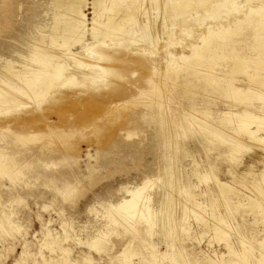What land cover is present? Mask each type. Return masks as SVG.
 Returning a JSON list of instances; mask_svg holds the SVG:
<instances>
[{
	"label": "rangeland",
	"instance_id": "1",
	"mask_svg": "<svg viewBox=\"0 0 264 264\" xmlns=\"http://www.w3.org/2000/svg\"><path fill=\"white\" fill-rule=\"evenodd\" d=\"M158 1H163L165 5L167 3V0H149L148 10L154 17L162 18L166 15L162 8L164 4H159ZM262 1L252 0L253 3ZM48 2L49 0H0V33L10 28L19 34L27 28L34 29L35 25L41 22L45 23ZM238 2L243 4L244 0ZM220 3L214 7L218 10L213 8L207 11V14L205 6L196 5L198 8H194L195 11L192 9V14L185 15L189 19V30L177 26L170 33L163 20L147 26L148 13H142V20L146 23L144 31L149 34L147 37L150 39V51L146 55L145 51L134 50L142 42L137 24L134 28L139 33L140 41L135 39L132 42L128 37L126 41L130 45L129 49L125 48L124 56L121 55L126 59L125 63L120 60L116 63L120 68L125 66L128 70L135 71L134 75L129 71L124 75L109 73L107 80L115 78L118 84L107 85L95 92L93 97L89 95L86 101L81 99L75 103L47 102L43 107L44 111L30 112L29 107V111L17 108L10 112L12 120L7 125L0 126V139L4 138L2 141H9L10 137L22 131L24 140L19 146L25 147L24 151L37 149L48 142H54V147L48 157L50 166L30 159L22 165L26 175L0 172V226L3 224L0 227V264H61L64 256L67 258V264H88L86 262L91 259L93 261L89 264H264V255L261 253L264 244L258 241L262 240L264 235H256L255 231L256 228H261V224L254 219L255 214L249 213L247 208L239 207L238 211L235 208L229 213L230 223L234 222L236 227L226 228L229 229V235L224 238L219 237L215 229L208 224V219L213 214L227 216V209L220 200L215 204L211 203V196L214 195L212 188L214 189L216 183L223 181L235 184L237 174L251 169L252 166L257 171L264 168L260 161L263 149L258 145L249 152H236L240 159L231 161L221 155L233 147L231 141H209L210 129H205V132L202 130L208 126V118L217 117V112L225 108L222 94L213 98V93L208 92L226 87L229 82H216V85L211 86L208 84V78L202 80V75L184 80L169 74V78L165 79L154 71L157 66L158 69L164 68L156 63L155 58L163 51L167 53V50L176 55L175 63L182 66L207 62L206 58H210L211 54L205 53L204 58L193 56L191 43L195 41L196 46L199 43L206 45L197 37L206 31L208 23L218 22L223 15L228 14L225 12L231 11L232 15L237 13L226 7L224 0ZM6 11H9L13 18L3 20L2 14ZM91 12L92 9L87 10L90 20L93 16ZM203 12L204 14H201ZM178 18L179 16L176 20ZM180 19L183 18L173 22L177 23ZM200 20H205V23ZM197 22L203 25L198 26ZM161 29L163 30L160 34L164 39H160L159 44L158 35L153 36ZM73 50L77 51L79 48ZM212 64V71L221 72L219 61ZM231 65L235 67V64ZM236 68L233 71L231 69L234 78L241 76ZM206 69L208 71V68ZM165 71L174 72L173 68ZM155 76L159 80L158 86L154 82ZM157 87L161 89L160 94L154 92ZM164 96L167 99L162 98ZM121 97L126 99V102H121L122 109L118 110L119 105L113 100ZM179 100L185 107L193 105L201 110H208V117L190 116L192 122L186 118L181 119L178 123L181 126V135L176 146L162 144L157 133L149 128L147 121L142 122L144 132L140 131L133 138L125 140L124 132L115 136L125 119L135 121L136 114L150 108V104H160L158 106L165 111L164 116L171 120H180L182 115L179 110L168 109L170 106H176ZM61 114L65 130H41L42 119L56 122ZM33 120L35 124H32ZM33 125L34 128L31 129ZM216 128L233 136L245 137L242 133L236 134L231 126ZM63 141L69 143L71 148L65 150ZM57 146L63 154L56 150ZM17 166L11 164L7 169ZM164 169L172 170L168 181L171 190L161 187V181H153L149 186H145L143 193L150 199L149 204L153 208L159 207L164 195L169 194L167 197L172 203L168 205V209H171L172 217L163 230L166 234L159 223L152 227L146 221H138L133 225L132 222L126 224L109 220L106 208L108 203H117L126 196V188L142 185L147 178L158 176ZM75 171L78 172L79 178L70 180V184L75 186L71 195L60 193L57 190L58 184L48 177L50 173L74 176ZM57 183L61 185L60 182ZM236 184L241 190V184ZM179 186L184 188L180 189ZM174 192L180 194L174 195ZM185 205L189 207L187 210ZM199 211L202 212L201 218L197 217ZM47 229L51 234H47ZM101 230L109 231L107 238L99 248L91 247L89 241ZM227 243L234 246L239 253H229ZM64 249L67 250L65 254ZM87 256L90 260L86 259Z\"/></svg>",
	"mask_w": 264,
	"mask_h": 264
},
{
	"label": "bare ground",
	"instance_id": "2",
	"mask_svg": "<svg viewBox=\"0 0 264 264\" xmlns=\"http://www.w3.org/2000/svg\"><path fill=\"white\" fill-rule=\"evenodd\" d=\"M222 1L167 0V3L165 2L166 5L163 1H158V3L163 2L162 5L164 4V7L162 8L166 13L162 18H158L157 16L154 17L153 14L151 15V11L148 10L149 0H49L45 10L47 19L45 23L41 22L35 25L34 29L29 30L27 28L23 33L20 32L19 34L10 28L0 33L2 36L0 38V126H5L12 120L9 114L17 108H23L28 111L31 109L30 112H37L44 111L43 107L47 102L75 103L81 99L82 101H86V98L90 97L89 95L93 97L96 94L95 92L104 89L107 85L110 84L113 86L118 84L115 78L107 80L108 74L111 72L124 75L129 71L130 74L132 73L131 75H134L135 71H130L125 66L120 68L116 64L119 60L121 63H125L126 59L122 57L124 56L125 48L129 49L130 46L126 41L128 37L132 41L138 39L140 36L142 42L134 50L145 51L144 53L147 55L150 51V48H148L150 47L148 44L150 39L147 37L149 34L147 35V32L144 31L146 25L149 26L150 24L163 20V23L169 27H167L169 33L177 26L189 30V19L185 15L192 14L190 13L192 9L198 8L196 5L205 6L206 10L204 9L205 7L203 10L207 14V11L212 10ZM251 2L252 0H244V3L240 4L238 0H224L226 7L233 9L232 11L237 13L232 15L231 11L230 13L225 12L228 14L223 15L218 22L213 23L214 21H212L208 23L207 33L206 31L201 32L197 37L206 45H200L202 43H199L196 46L195 41L191 43L193 56L204 58L205 53L209 52L211 54L210 58L205 59L207 62L182 66L175 63L177 60L176 55L170 50H167V53L163 51L159 57L155 58L156 63L161 64L164 68L158 69L157 66V69L155 68L154 71L155 74H160L165 79L169 78V74L176 78L179 76L184 80H189V77L194 78L197 75H202V80L208 78V84L211 86L216 85V82L228 81V86L217 88L214 92H208V94L213 93V98L219 97L222 94L223 97L221 99L224 100L223 104L225 108L217 112V117L208 118L209 124L206 126L207 128L204 127L202 130L205 132V129H210L211 132L208 131L210 134L208 136L209 141H231L233 147L226 153L221 154L231 161L240 159L236 155V152H249L255 148L254 146L258 145L263 149V156L260 161L264 164V0L259 3ZM90 9H92L91 13L93 15L91 20L87 14V10ZM142 13H148L146 25L142 20ZM201 14H204V12ZM2 15L3 20H7L10 17L13 18V15L9 11L4 12ZM178 16L183 19H180L177 23L173 22L179 19L176 20ZM204 21L200 20L202 23H205ZM163 23L161 22V24ZM199 23L198 26L202 24ZM137 24H139V36V33L134 28ZM162 30L153 36L156 37L158 35V43L164 39H162V35L160 34ZM149 31L151 32V30ZM140 40L138 39V41ZM74 48H79V50L74 51ZM116 52H122V54ZM180 57L182 58L183 56ZM214 61L220 62L221 72L211 70ZM231 64H235L236 69L241 73V76L238 78L232 77L233 75L231 73L235 67L233 68ZM172 68L174 72L167 73L168 71H165V69L170 70ZM206 68H208V71ZM207 75L208 77H206ZM153 78L158 86L157 82L159 80L157 76ZM160 90L158 87L155 88V94H160ZM162 98L165 99L166 96ZM229 98L232 100H229ZM113 102L118 104V110H121V102H126V99L121 97L118 100H113ZM150 105L152 106L147 110L136 114L135 121L125 119L123 126L115 133V136L124 132L125 140L127 138H133L140 131L144 132L142 122L147 121L149 128H152L157 133L162 144L176 146L178 137L181 135V126L178 124L181 119L186 118L191 121L189 117L194 115L208 117V110H201L193 105L185 107L180 100L177 101L176 106H170L168 108L170 110H179L182 115V117H179L180 120L175 118L171 120L167 116H164L163 113L165 111L160 109V106H158L160 104ZM29 107L31 108L29 109ZM180 112L178 113L179 115ZM57 118L58 120L56 122L47 118L42 119L41 130L48 132H51L55 128L65 130L62 114ZM32 124H35L34 120ZM215 126H231L236 134L242 133L245 137L239 135L233 136ZM32 128H34V125L31 126ZM23 137L24 135L21 131V133L10 137L8 139L9 141H2L4 138L0 139V172L6 171L26 175V171L23 170L24 166L22 165L24 164L23 162L29 161L30 159H35L38 162L40 161L50 166L48 157L52 153L51 150L54 147V142L44 143L37 149L24 151L23 148L25 147L19 146V143L24 140ZM63 143L65 144V150L71 148L69 143L64 141ZM56 150H59L58 152L63 154L59 148ZM11 164L18 166L7 169ZM3 165H5V168L2 169ZM168 166L170 165L168 164ZM75 172L76 174H73L74 176L63 173H50L48 177L53 182H56L55 184H58L57 190L60 193L70 194L75 189V186L70 184V180L79 178L78 172ZM171 173V169H164L163 173H160L158 176L147 178L142 185L130 189L126 188V196L122 197L115 204L108 203V207L106 208L108 210L107 216L109 220L126 224L132 222L133 225L138 221H146L152 227L159 223L162 224L160 228L163 231L166 228V223L170 222L172 217L170 213L171 209H168V205L172 203V200L167 197L169 194H166L159 207L153 208L149 204L150 199L144 196L143 190L145 186H149L153 181H161V187L170 189L171 187L168 181L170 180L169 175ZM57 182H60L61 185ZM234 182L235 184L223 181L217 182L214 189L212 188L214 195L211 196V203L215 204L217 200H220L227 209V216L223 217V214H213L208 219V224L215 229L219 237L224 238L226 235H229L230 228L236 227L234 222L230 223L229 218L231 216L229 213L235 208L244 207L247 208L249 213L255 214V218L252 214L253 218L261 224V228L255 229L256 235L262 233L264 235V201H262L264 198V168L257 171L252 166L251 169L249 168L237 174ZM236 183L241 184V190L238 189ZM179 188L183 189L184 186H179ZM171 192L173 193V190ZM175 194H180V192H174ZM189 194L187 193V195ZM185 207L186 210L189 208L186 205ZM200 210L202 211V209ZM201 211L197 214L199 218L202 215ZM258 213L260 214L259 216ZM226 228L229 229L227 230ZM109 229L111 230V228ZM50 232L47 229V234H51ZM108 232L103 230L99 231L98 235L89 241V245L93 248H99L102 242L105 241L104 239L107 238ZM163 233L166 234L165 231ZM258 241L264 244V237ZM226 245L229 253L232 255L239 253L231 244L227 243ZM244 248L246 249L245 246ZM27 250L26 248V252ZM63 251L64 254L67 252L66 249ZM261 253L264 255V248L261 249ZM28 256L25 255L26 258ZM86 259L90 260L88 256ZM90 261L86 263L89 264ZM67 262L65 256L60 261L61 264H67Z\"/></svg>",
	"mask_w": 264,
	"mask_h": 264
}]
</instances>
